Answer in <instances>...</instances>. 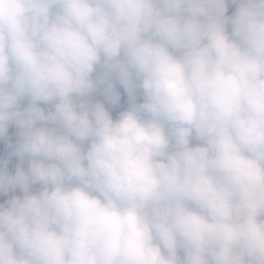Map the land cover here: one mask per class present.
I'll return each instance as SVG.
<instances>
[{
  "label": "clouds",
  "instance_id": "1",
  "mask_svg": "<svg viewBox=\"0 0 264 264\" xmlns=\"http://www.w3.org/2000/svg\"><path fill=\"white\" fill-rule=\"evenodd\" d=\"M12 125L0 264H264V0H0Z\"/></svg>",
  "mask_w": 264,
  "mask_h": 264
},
{
  "label": "trees",
  "instance_id": "2",
  "mask_svg": "<svg viewBox=\"0 0 264 264\" xmlns=\"http://www.w3.org/2000/svg\"><path fill=\"white\" fill-rule=\"evenodd\" d=\"M235 8H236L235 5H230L229 4L228 15H232L233 12L235 11ZM114 83L116 84L117 91H119L121 93V103H119L118 105H116L114 107L109 105L108 103H106L105 102V97L103 95V89H101L96 94H94L92 99H93L94 102H96V101L105 102V106L109 107V110L112 112L113 118L115 119V118H117L119 112H121L123 110H126V108L128 107V97H127L126 91L118 84V82L114 81ZM139 102H143V101L141 100ZM42 106H44V105H42ZM11 130H12L11 135L18 134V129L14 125H12ZM194 143H195V141H194ZM14 146H15V144L11 145L10 147L6 148L5 150H3L0 153V157L8 160V162H9V165H8L9 166V170L12 171V172L15 171L16 166L20 163L19 158L15 157L12 154L13 150H14ZM24 166L26 167L27 165L25 164Z\"/></svg>",
  "mask_w": 264,
  "mask_h": 264
},
{
  "label": "rangeland",
  "instance_id": "3",
  "mask_svg": "<svg viewBox=\"0 0 264 264\" xmlns=\"http://www.w3.org/2000/svg\"><path fill=\"white\" fill-rule=\"evenodd\" d=\"M230 5H232V4H230ZM141 100L142 99H140V101ZM120 103H121V101H120ZM23 106H26V104L23 105ZM11 127L12 126L9 127V133H8V136L5 138V140L4 141H0V153L3 150H5L6 148L10 147L11 145L16 144L17 140L19 139L18 134L11 135V132H12ZM38 187L39 186H34L33 190L34 191L37 190ZM15 195H23V193L19 189H17L15 192L8 193L7 195H5L3 197H0V202H5L7 199H9V198H11V197H13Z\"/></svg>",
  "mask_w": 264,
  "mask_h": 264
}]
</instances>
